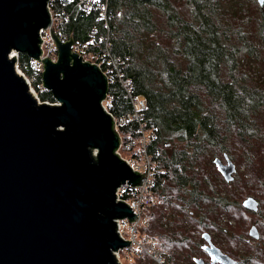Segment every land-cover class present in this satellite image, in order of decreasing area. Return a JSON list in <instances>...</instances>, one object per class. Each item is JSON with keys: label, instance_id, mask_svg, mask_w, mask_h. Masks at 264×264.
Instances as JSON below:
<instances>
[{"label": "trees", "instance_id": "obj_1", "mask_svg": "<svg viewBox=\"0 0 264 264\" xmlns=\"http://www.w3.org/2000/svg\"><path fill=\"white\" fill-rule=\"evenodd\" d=\"M77 1L50 0L58 14H69L54 29L77 44L109 36L122 81L109 85L107 109L121 116L132 111V96L147 102L142 121L158 162L152 188L163 200L148 210L147 232L166 250V263L184 264L187 256L196 264L193 256L206 242L199 231L206 230L213 241L221 237L237 264H264V233L254 240L237 228L251 211L253 224L264 228V3L108 0L105 19ZM18 64L27 75L35 72L27 53ZM41 79L34 83L39 97L55 101L38 87ZM138 128L137 121L120 127L121 153L134 152L128 135ZM226 155L240 169L233 181L215 163ZM242 169L248 179L240 192L234 185ZM251 175L259 189H251ZM243 192L257 198V211L243 206Z\"/></svg>", "mask_w": 264, "mask_h": 264}, {"label": "water", "instance_id": "obj_2", "mask_svg": "<svg viewBox=\"0 0 264 264\" xmlns=\"http://www.w3.org/2000/svg\"><path fill=\"white\" fill-rule=\"evenodd\" d=\"M49 2L0 0V264H118L113 251L131 240L115 219L138 216L116 190L143 184L145 175L117 152L115 116L103 104L106 75L72 51L74 39L60 40ZM41 29L55 40L56 61L40 59ZM13 50L43 61V84L60 104L33 96ZM215 163L232 181L236 164L227 155ZM243 204L259 208L254 197ZM249 233L260 237L255 225ZM203 237L212 263L237 264Z\"/></svg>", "mask_w": 264, "mask_h": 264}, {"label": "built area", "instance_id": "obj_3", "mask_svg": "<svg viewBox=\"0 0 264 264\" xmlns=\"http://www.w3.org/2000/svg\"><path fill=\"white\" fill-rule=\"evenodd\" d=\"M77 5L86 12L97 10L101 16L105 19L108 15V0H78ZM49 12L52 17V26L54 27L55 21H67L69 14H58L55 9L50 5ZM94 33L96 31L94 30ZM93 33V34H94ZM41 43L40 47L42 54L40 59H44L47 56L53 61L57 60V46L55 40L50 34L49 29H41L40 32ZM60 40L65 42L69 40L61 33H58ZM72 51L81 56L83 61H88L92 64H97L102 72L106 75L109 84L114 82L116 78L121 79V72L117 59L112 55L110 50L109 36H101L98 40L93 39L90 42L77 44L72 46ZM20 53L13 50L10 57L16 58V64L19 67L18 59ZM40 59H32L35 72L31 78L26 77L29 83L30 91L33 96L40 99L37 96V88L34 86L38 76L42 75L38 87L41 90H48L43 84V61ZM31 81H33L31 86ZM36 90V92H35ZM52 104H60L61 102L55 100L53 102L46 100ZM132 111L121 116H115V128L120 132V127L128 125L131 121H137L139 123L138 133L136 135H128V145L132 147L134 152L129 156L121 154V148L123 146V137L120 135L121 143L117 152L122 158L127 160L129 165L134 171H138L145 175L142 177L143 184L130 185L128 181L122 183L116 190V200H123L133 209V212L138 216L136 220H129L128 218H116L118 224V231L121 238L124 240H131L127 246L114 250L115 258L118 264H128L135 262L136 260H145L151 258L153 261L165 264L166 250H162L155 237L147 232V228L150 227L152 216L148 214V210L153 204H161L162 199L157 197L152 188L155 179V173L157 170V159L149 151V143L151 140V132L147 131L142 121V111L146 110L147 102L144 99L137 97H131ZM105 105V103L103 102ZM106 107V105H105ZM107 108V107H106ZM108 110V109H107ZM109 111V110H108Z\"/></svg>", "mask_w": 264, "mask_h": 264}, {"label": "rangeland", "instance_id": "obj_4", "mask_svg": "<svg viewBox=\"0 0 264 264\" xmlns=\"http://www.w3.org/2000/svg\"><path fill=\"white\" fill-rule=\"evenodd\" d=\"M19 69H20V67H18ZM20 71L26 76V77H28V78H31L32 77V75H27L26 73H24L21 69H20ZM32 83H33V81H31V86H32ZM35 92H36V90H35ZM37 93V96H38V98L40 99V101H42V99L39 97V93H38V91L36 92ZM108 98V97H107ZM121 154H123L124 156H129L131 153H127V154H125V153H121ZM263 159V160H262ZM262 159H260L259 160V166L264 170V156L262 157ZM260 161H262L261 162V164H260ZM238 170L240 171V169H238V165L236 164V171L233 173V177H235V174L238 172ZM244 171H243V169L241 170V172H240V174H239V176H238V178L236 179L237 181H236V183H235V187H238L239 189V191L241 192L242 191V185H244V184H246V182H247V179H248V177L247 176H244V173H243ZM264 174V171L262 172V175ZM233 180H234V178H233ZM232 180V181H233ZM240 186V187H239ZM251 189L252 190H256V189H259V180H258V178H256V177H254V176H252L251 175ZM253 192V191H252ZM258 195L259 196H262V192L261 191H258ZM248 197H254V196H246V194L244 195V192H243V196H242V198L240 199L241 201H242V204L244 203V201L248 198ZM255 199H257L256 197H254ZM162 203H163V200H162ZM161 203V204H162ZM243 206H244V204H243ZM245 207V206H244ZM246 208V207H245ZM246 209H248V208H246ZM259 209V208H258ZM248 210H252V209H248ZM255 211V210H254ZM248 214V216H247V218H242V219H240V220H238L237 221V223H239L238 224V226H237V228H239V231H241V232H246L247 234L249 233V230H250V228L253 226V225H255V226H257V224H253V220H256L257 219V214H254L252 211L251 212H248L247 213ZM258 227V226H257ZM150 228V227H149ZM149 228H147V229H149ZM258 229H259V231H260V235H261V233L263 232L264 233V228L262 229V230H260V228L258 227ZM205 232H207L206 230H200L199 231V235L201 236V235H203V233H205ZM149 233V232H148ZM245 233V234H246ZM150 234V233H149ZM249 235H250V233H249ZM251 236V235H250ZM252 238V237H251ZM215 243H216V245H218V246H220L219 245V243H223V241L221 240V237L219 236V235H217V236H215V241H214ZM252 242V241H251ZM254 242V241H253ZM205 243V242H204ZM202 244L203 243H201V249H202ZM162 250H164L163 248H161ZM167 253V252H166ZM227 253V252H226ZM229 254V253H228ZM231 255V254H230ZM200 256H205L206 258H207V256L206 255H204V253H203V249L202 250H198L197 251V255H194L193 256V259L195 258V257H200ZM232 256V255H231ZM233 257V256H232ZM235 258V257H234ZM165 259H166V256H165ZM208 259V258H207ZM236 259V258H235ZM208 261V260H207ZM183 263L184 264H192V258H190V257H187V256H185V259H183ZM208 263H209V261H208ZM128 264H160V263H157V262H155V261H153L151 258H146L145 260H142V262L141 263H139L137 260L135 261V262H130V263H128ZM165 264H167L166 263V261H165Z\"/></svg>", "mask_w": 264, "mask_h": 264}, {"label": "flooded vegetation", "instance_id": "obj_5", "mask_svg": "<svg viewBox=\"0 0 264 264\" xmlns=\"http://www.w3.org/2000/svg\"><path fill=\"white\" fill-rule=\"evenodd\" d=\"M206 233V232H205ZM208 233V232H207ZM204 234V233H203ZM211 235V234H210ZM252 237V236H251ZM254 240H258L259 238H255V237H252ZM204 239H205V237H204ZM211 239H212V237H211ZM206 240V239H205ZM212 241H213V239H212ZM213 243L214 244H216L214 241H213ZM207 244V241L205 242V243H203L202 244V249H203V253H204V255H206L207 256V258L205 257V256H200V257H195L194 258V260H195V262H196V264H198L197 263V261H196V259L197 258H203L204 259V264H208V261H209V264H221V263H219V262H216V263H212V261H211V257H210V255L208 254V252L204 249V246ZM218 246V245H217ZM220 247V246H219ZM221 248V247H220ZM222 249V248H221ZM223 250V249H222ZM224 251V250H223ZM225 252V251H224ZM226 253V252H225ZM230 255V254H229ZM234 258V257H233ZM208 260V261H207ZM237 260V259H236Z\"/></svg>", "mask_w": 264, "mask_h": 264}, {"label": "bare ground", "instance_id": "obj_6", "mask_svg": "<svg viewBox=\"0 0 264 264\" xmlns=\"http://www.w3.org/2000/svg\"><path fill=\"white\" fill-rule=\"evenodd\" d=\"M109 85H110V84H109ZM118 133H119V135H122L121 132H118ZM122 137H123V136H122ZM120 140H121V138H120ZM130 155H131V154H130Z\"/></svg>", "mask_w": 264, "mask_h": 264}]
</instances>
